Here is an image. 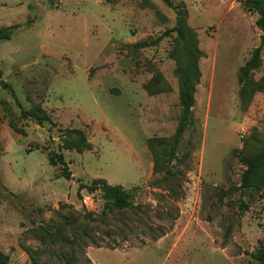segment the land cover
<instances>
[{
  "label": "rangeland",
  "instance_id": "obj_1",
  "mask_svg": "<svg viewBox=\"0 0 264 264\" xmlns=\"http://www.w3.org/2000/svg\"><path fill=\"white\" fill-rule=\"evenodd\" d=\"M170 1L0 0V16L23 18L0 40L8 264H256L264 186L233 189L245 166L231 151L264 145V31L237 0ZM179 9L200 76L193 123L170 154ZM172 165L176 192L151 182ZM98 178L133 189L132 205L102 214L101 191L86 188Z\"/></svg>",
  "mask_w": 264,
  "mask_h": 264
},
{
  "label": "trees",
  "instance_id": "obj_2",
  "mask_svg": "<svg viewBox=\"0 0 264 264\" xmlns=\"http://www.w3.org/2000/svg\"><path fill=\"white\" fill-rule=\"evenodd\" d=\"M167 5H171L170 0H162ZM248 10L254 11L258 14L256 24L264 31V1L263 0H237ZM19 24L11 26L0 27V40L10 39L14 32L19 29ZM177 34V41L180 44V51L183 59L178 62L176 73L178 75V99L181 107V113L178 118L173 135L171 136L170 154H174L178 147V143L182 133L185 129L192 125L193 119L191 114V107L194 103L193 93L195 91V85L199 80L200 72L198 70L197 59L201 55L200 49L194 44L195 39H191L193 36L191 28L186 25L185 22V10L179 9L175 19V25L173 27ZM179 51V49H178ZM260 46L256 47L252 52L251 57L240 67V73L238 80L241 82L243 78L247 76L249 71L255 68L259 62ZM180 53V52H179ZM0 84L3 87L9 85L2 79V71L0 70ZM42 115L44 113L40 112ZM80 138L84 139L82 135ZM231 154L245 166L240 174V183L233 189L236 191H242L243 188L260 189L264 186V145L249 152L245 153L243 149L234 148ZM178 159L179 156H175ZM174 166H170L163 169L162 175L155 179L154 182L159 186H164L166 190L176 192L178 183L175 179ZM1 186V185H0ZM88 190L99 189L101 196L104 199V208L101 213L104 214L107 210L117 209L121 210L132 205L134 191L133 189H125L120 184H109L105 179L98 178L93 181L91 185L86 187ZM239 209L246 208V204L241 197H238ZM85 216H89V213H84ZM256 264H264V247L260 248L254 255ZM8 257L3 252H0V264H8Z\"/></svg>",
  "mask_w": 264,
  "mask_h": 264
},
{
  "label": "crops",
  "instance_id": "obj_3",
  "mask_svg": "<svg viewBox=\"0 0 264 264\" xmlns=\"http://www.w3.org/2000/svg\"><path fill=\"white\" fill-rule=\"evenodd\" d=\"M2 19H6V20H2ZM22 19L19 18V16H17V15H13L10 13H8V14L4 13L0 16V27L19 24L22 21Z\"/></svg>",
  "mask_w": 264,
  "mask_h": 264
}]
</instances>
